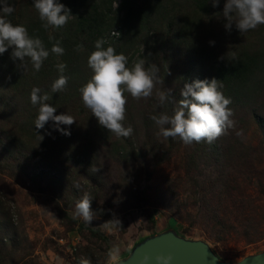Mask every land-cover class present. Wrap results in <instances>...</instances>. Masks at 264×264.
I'll return each instance as SVG.
<instances>
[{
    "label": "rangeland",
    "instance_id": "rangeland-1",
    "mask_svg": "<svg viewBox=\"0 0 264 264\" xmlns=\"http://www.w3.org/2000/svg\"><path fill=\"white\" fill-rule=\"evenodd\" d=\"M157 3L162 7L157 8ZM179 3L181 0L150 3L146 9L153 18L150 32L120 51L128 57L129 68L145 59V68L156 65L163 80V84H156L151 98L136 101L128 96L123 122L137 126L133 140L140 143L142 159L109 172L98 160L100 172L92 178L81 170L78 162L83 159H77V153L67 154L69 159L62 160L58 170L43 163L28 173L31 161L23 159L20 162L24 161L25 170L0 167V264H79L81 258L109 264L107 253L113 247L119 248L122 263L145 241L168 233L183 241L205 244L222 263H236L264 252V197L255 193L264 176V125L260 131L250 118L256 110L264 121V77L257 88L260 108L255 109L253 102L237 107L231 117L234 127L211 144H185L179 137L165 139L150 118L161 112L172 115L176 107H157L158 91L172 89L178 101L181 89L189 83L183 76L185 52L163 43L169 20L163 11L176 9ZM120 4L121 0H111L110 11L115 13L108 16L116 21L102 34L107 47L118 46L125 31L119 21ZM134 28L139 30V25ZM198 29L201 37L207 32L205 26ZM220 30L221 44L208 38L204 42L216 58L221 55L220 47L227 45L237 51L248 43L249 32L241 35L235 25L231 30L220 26ZM87 58L84 68L91 78ZM76 102L79 108L84 107L80 98ZM78 144L86 145L84 141ZM54 163L47 160L49 166ZM101 190H109L102 200ZM92 191L98 198L95 206L103 211L109 206L111 210L105 216L94 215L89 225L73 218L78 201L73 194L81 199ZM246 197L252 202H246ZM238 203L240 209H236ZM213 210L223 215L222 226L210 221ZM114 218L121 221V228L106 230L103 224Z\"/></svg>",
    "mask_w": 264,
    "mask_h": 264
},
{
    "label": "trees",
    "instance_id": "trees-1",
    "mask_svg": "<svg viewBox=\"0 0 264 264\" xmlns=\"http://www.w3.org/2000/svg\"><path fill=\"white\" fill-rule=\"evenodd\" d=\"M150 1L121 0L119 21L125 31L119 37V45L113 47L116 54H121L120 51H124L122 47L129 42L130 46L139 41L144 32H150L153 18L146 10L150 3L155 1L164 4L168 0ZM57 2L70 9V14L74 16L58 30L49 28L48 31L42 27V22L33 7V0H18V2L8 0L14 11L7 16L0 12V17L10 21L14 26L26 27L29 36L39 38L50 53L39 72L33 70L27 58L23 62V67L20 66L19 60H13L12 48L0 54V167L22 171L27 168L23 166L26 160L31 161V166L26 171L28 173L43 163H45L43 166L58 170L62 160L69 159L67 154L77 153L76 158L80 157L83 161L75 162H78L83 172L91 174L92 178L94 174L100 172L98 160L108 167L107 172L121 165L135 164L142 159L139 154L140 143L138 139L133 140L137 130V126L133 125L135 123L123 122L124 127H132L133 133L127 138H117L113 133L99 126L91 112L85 107L79 108L77 106L79 102H76L77 97L82 101L79 90L90 79L86 76L84 61L95 51V42L102 39L103 32L115 24L116 19L108 16L109 14L113 16L115 13L110 11L111 0H57ZM225 2L226 0H219V4L213 7L212 0H181L176 9L163 11L165 18L169 16V20L165 23L167 31L164 33L163 43L178 47L185 52L186 66L183 76L187 77L188 84L215 78L222 81L223 88L220 90L225 97L231 99L232 103L229 107L233 112L237 107L251 102L256 103L255 109H258L260 107L257 103L259 99L257 88L264 77V25L248 31V43L243 44L240 50L233 51L227 45L219 46L222 50L219 58H216L212 54L213 50L210 52L209 46L204 43L208 39L221 40L220 26L224 28L223 24L227 22L222 16ZM156 6L162 7L159 3ZM135 24L139 25V30H135ZM199 26H205L207 31L202 37L199 36ZM155 29L156 27H153V30ZM57 41L64 49L63 55L60 56L51 53V48ZM255 41L257 42L253 43ZM78 45H83V51L76 50ZM103 47L107 48V45ZM59 63L67 65L63 75L68 77V82L63 91L53 93L51 86L59 78L60 73L57 70ZM34 87L41 90L40 95L48 94L51 97L47 103L56 108L54 115L67 114L76 120L70 126H59L70 132V135H63L57 131L52 121L46 123L42 129L35 128L39 105L33 106L30 101L31 90ZM255 111L253 110L254 113L250 118L261 131V124L264 125V121ZM39 137H42V140ZM81 141L86 145L78 146ZM100 145H104L105 149H101ZM21 159L24 161L20 162ZM48 159L54 160L55 163L49 166ZM72 166L75 167L74 162ZM258 185L255 193H261L264 197V176ZM99 193V199L105 198L104 190ZM95 194L93 191L88 194L92 198L91 210L94 215L109 214L111 210L109 206H105L106 211L95 206V201L98 199L94 197ZM73 197L80 200L77 193H74ZM245 200L252 202L250 197H246ZM237 208L240 209L241 204L238 203ZM210 216V221L214 224L222 226L224 223L222 214L219 215L213 210ZM244 221L246 222L247 219ZM91 262L98 264L94 258Z\"/></svg>",
    "mask_w": 264,
    "mask_h": 264
},
{
    "label": "clouds",
    "instance_id": "clouds-1",
    "mask_svg": "<svg viewBox=\"0 0 264 264\" xmlns=\"http://www.w3.org/2000/svg\"><path fill=\"white\" fill-rule=\"evenodd\" d=\"M218 4L219 0H212L213 7ZM117 6L116 4L115 8ZM33 7L45 30L49 28L58 30L74 17L70 14V9L57 0H33ZM13 11L14 8L8 4V0H0V12L7 16ZM222 16L227 21L224 25L226 30H230L234 24L243 35L264 25V0H226ZM114 34L119 36V33L114 32ZM106 43L108 42L104 39L95 42V51L87 58V67L92 75L79 91L83 106L96 118L99 126L113 133L117 138H127L133 133L131 126L126 128L123 125L128 96L136 101L151 98L156 84H163V80L159 78V68L156 65L151 64L150 67L145 68L146 60L140 59L129 68L128 57L123 53L116 54L112 46L104 48ZM9 48L13 49L11 52L13 60H19L20 66L23 67V62L27 58L35 72L40 71L43 62L50 55L39 38L29 36L26 27L14 26L10 21L0 17V54ZM76 50L83 51V45H78ZM51 53L57 56L63 55L64 49L59 41L52 46ZM66 68V64H57L60 75L51 86L53 93L65 89L68 77L63 73ZM222 88V81L215 78L210 81L186 83L180 91L181 98L178 101L172 95V89L158 91L157 107L167 104L176 105L172 115L161 112L150 117L159 128L158 134L165 139L179 137L185 144L205 141L211 144L225 135L234 127V121L231 119L233 111L229 107L232 101L225 97L220 90ZM40 92L39 88L34 87L30 94L31 104L39 105L35 128L42 129L46 123L52 121L57 131L63 135H70V132L59 126H70L76 120L67 114L54 115L56 108L47 103L51 97L48 94L40 95ZM39 138L42 140V137ZM91 201L92 198L87 194L78 200L73 218L79 217L90 225L95 219L91 210ZM103 225L106 230L113 231L121 228V221L114 218ZM107 257L109 264H120L119 248L110 249ZM157 260L159 261L160 258L157 257ZM79 264H92V262L88 258H81Z\"/></svg>",
    "mask_w": 264,
    "mask_h": 264
},
{
    "label": "water",
    "instance_id": "water-1",
    "mask_svg": "<svg viewBox=\"0 0 264 264\" xmlns=\"http://www.w3.org/2000/svg\"><path fill=\"white\" fill-rule=\"evenodd\" d=\"M148 258L147 260L145 258ZM157 257L160 260H157ZM120 264H229L220 262L201 242H187L172 234L147 240ZM230 264H264V252Z\"/></svg>",
    "mask_w": 264,
    "mask_h": 264
}]
</instances>
